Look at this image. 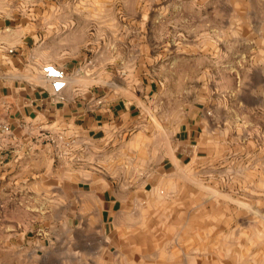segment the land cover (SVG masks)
<instances>
[{
	"label": "rangeland",
	"instance_id": "1",
	"mask_svg": "<svg viewBox=\"0 0 264 264\" xmlns=\"http://www.w3.org/2000/svg\"><path fill=\"white\" fill-rule=\"evenodd\" d=\"M0 15L67 35L85 74L123 62L141 110L131 131L67 154L94 199L0 197V264H264V0H0ZM77 236L112 238L83 255Z\"/></svg>",
	"mask_w": 264,
	"mask_h": 264
},
{
	"label": "crops",
	"instance_id": "2",
	"mask_svg": "<svg viewBox=\"0 0 264 264\" xmlns=\"http://www.w3.org/2000/svg\"><path fill=\"white\" fill-rule=\"evenodd\" d=\"M35 13L37 16L40 11ZM23 17L0 15V124L8 127L6 133H0V197L3 205L12 209L28 203L34 208L66 211L69 193L88 202L89 194L94 199L98 187L97 180L75 182L68 178L67 154H77L91 143L131 131L141 118L140 95L133 91V70L123 62L115 58V67L110 70L100 73L94 68L85 74L74 55V42H69L67 35L40 40L37 29L47 25L37 19L27 22ZM49 29V33L58 31L51 26ZM46 63L58 65L68 75L60 98L52 95L42 77L41 67ZM152 85L148 86L153 96ZM42 132L62 139L43 142L37 138ZM71 220L65 217L53 224L67 230ZM45 237L35 241L43 242ZM111 238L77 236V249L83 255L84 251L99 253L101 247L104 250L110 245L103 241L110 242ZM88 241L92 244H83Z\"/></svg>",
	"mask_w": 264,
	"mask_h": 264
},
{
	"label": "built area",
	"instance_id": "3",
	"mask_svg": "<svg viewBox=\"0 0 264 264\" xmlns=\"http://www.w3.org/2000/svg\"><path fill=\"white\" fill-rule=\"evenodd\" d=\"M41 74L44 80L49 83L50 91L53 96L60 98L61 92L68 85V75L65 70L58 65L53 63H46L41 67ZM8 127L5 124H0V133H6ZM37 138L43 142H59L61 136H54L49 132L40 133L37 135ZM2 207V204H0Z\"/></svg>",
	"mask_w": 264,
	"mask_h": 264
}]
</instances>
